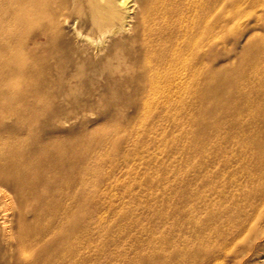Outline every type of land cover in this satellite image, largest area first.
I'll use <instances>...</instances> for the list:
<instances>
[{"label":"rangeland","instance_id":"obj_1","mask_svg":"<svg viewBox=\"0 0 264 264\" xmlns=\"http://www.w3.org/2000/svg\"><path fill=\"white\" fill-rule=\"evenodd\" d=\"M236 2L212 39L214 79L202 94L199 87L191 95L176 87L147 92L138 84L135 44L117 51L126 68H89L93 57L79 52L91 49L66 26L56 36L69 48L52 49L42 35L46 19L36 24L27 9L11 24L12 38L24 43L9 51L25 55L27 74L0 99V136L77 142L84 174L76 264H142L163 238L176 241L163 246L166 253L187 256L179 264H264V160L255 157L264 151V96L243 75L264 62L253 54L264 50V0ZM76 58L82 75L72 67ZM226 81L232 89L213 98ZM58 194L45 190L50 206ZM11 196L0 195V264H14ZM25 216L33 219L29 209ZM43 219L52 223L48 214Z\"/></svg>","mask_w":264,"mask_h":264},{"label":"bare ground","instance_id":"obj_2","mask_svg":"<svg viewBox=\"0 0 264 264\" xmlns=\"http://www.w3.org/2000/svg\"><path fill=\"white\" fill-rule=\"evenodd\" d=\"M236 5V0H0V99L11 95L8 92L16 84V77L27 74L25 55L9 51L12 42L24 43L17 36L12 38L11 33V24L23 18L18 14L23 10L30 11L36 24L46 19L42 35L49 48H69V43L56 36L66 26L76 41H85L87 49H91V53L79 52L81 57L82 53L93 57L89 68L101 66L111 71L117 66L126 68L127 63L123 62L124 58L123 61L119 59L117 51L126 49L128 43L135 44V66L141 87L149 93L163 87H176L188 95L197 87L203 89L201 94L209 93L207 86L214 79L208 57L211 42L225 29L227 8ZM83 27L88 28L91 36L83 33ZM253 54L264 61L262 46ZM113 59H117L115 63ZM71 64L80 75L84 69L83 59L76 58ZM254 67V73L251 70L243 75L256 85L253 93L260 98L264 96V62L251 66ZM217 88L218 92H213L217 100L221 90L232 89L227 81L218 83ZM237 94L247 96L240 91ZM212 112L227 111L214 108ZM261 118L259 127L264 131V113ZM263 142H258V147H262ZM26 146L28 151L24 152ZM263 152L255 157L264 160ZM83 174L77 142L37 139L27 144L20 138L0 136V195L10 193L12 202L15 199L18 207L14 216L15 229L10 237L14 264L77 263L79 232L75 216ZM45 190L59 193L53 198L52 206L45 198ZM27 209L32 220L26 219ZM47 214L52 223L41 222ZM49 234L52 238L45 239ZM174 242L163 238L157 249L153 248L150 255L141 258V263H185L188 258L178 249L165 252L163 246L172 247ZM28 250H32V254H27Z\"/></svg>","mask_w":264,"mask_h":264}]
</instances>
